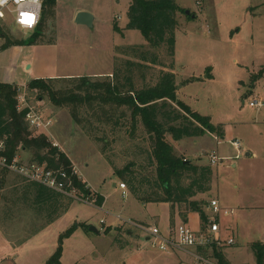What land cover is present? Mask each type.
I'll return each instance as SVG.
<instances>
[{"label": "rangeland", "instance_id": "1", "mask_svg": "<svg viewBox=\"0 0 264 264\" xmlns=\"http://www.w3.org/2000/svg\"><path fill=\"white\" fill-rule=\"evenodd\" d=\"M174 2L178 10L173 58L161 47L157 50L161 66L134 72V84L138 89L150 87L162 72H171L177 99L191 112L209 118L212 126L222 128L224 134L218 138L219 144L213 139L217 135L209 132L178 142L167 134L166 141L173 144L177 156L194 164L210 166L211 154L230 158L210 166L209 191L195 200L208 204L217 199L235 211L237 225L224 229L222 240L226 242L230 237L233 244L216 247L229 264H255L258 249L264 264V109L248 106L254 99L264 100V0ZM129 3L130 0H55L54 6H46L42 34L37 36L36 42L42 46L16 45L0 51V83L25 86L28 105L52 120L43 134L50 137L52 132L63 143L77 176L104 198L102 208L74 200L65 214L42 229L32 228L35 232L31 229V235L26 231L31 223L36 227L42 224L36 216L13 208L8 211V218L4 217L6 212L0 199V240L11 245H0V264H46L58 247L61 264H195L185 252L160 251L152 246L146 233L128 224L157 227L162 236L168 237L182 221L169 204L141 205L131 197L127 186L126 198H122L120 177L103 156L101 143L88 136L92 129L91 133L101 137L100 132L96 133V124L92 128L87 124L84 128L77 126L67 108H54L47 99L39 101L37 94L27 89L28 82L37 76L100 80L108 75L110 79L111 74L105 73L111 67L121 70L127 59L119 54V49H148L138 31L125 29ZM77 8H85L93 15L91 28L75 25L71 20ZM185 11L189 14L185 15ZM114 22L120 33L114 31ZM7 32L12 41L25 43L34 34L14 26ZM121 127L116 126L115 136L108 131L113 127L106 131L108 140L117 141L110 142L116 146L109 152L115 168H121L130 159L137 161L131 154L141 143L136 134L131 152L128 132ZM233 139L241 144L238 152L228 144ZM22 158L21 164H26L31 154L25 152ZM6 174L10 185L17 174ZM205 213L210 217V210ZM207 254L208 260L217 264L210 256L211 249Z\"/></svg>", "mask_w": 264, "mask_h": 264}, {"label": "trees", "instance_id": "2", "mask_svg": "<svg viewBox=\"0 0 264 264\" xmlns=\"http://www.w3.org/2000/svg\"><path fill=\"white\" fill-rule=\"evenodd\" d=\"M54 4L55 0L44 2L39 25L28 43L12 41L8 32H5L3 50L10 46L38 44L37 36L42 34L46 6ZM177 10L174 0H130L125 29L138 31L144 37L148 49L144 46L119 49V54L127 59L121 70L113 67L110 79L109 76L100 80L89 77L35 79L28 82L27 89L35 92L39 101L47 99L54 108H67L77 126L83 125L84 128L89 125L92 128V124H96V133L100 132L101 137L91 133L92 129L88 136L92 141L101 143L103 156L111 163L121 183L127 186L132 198L141 205L169 204L173 210L180 211L181 217L196 213L200 221V233H204L208 221L205 211L209 203L195 198L209 191L212 169L208 165L194 164L177 156L172 145L166 141V136L170 135L173 142L203 136L205 132L222 138V128L212 126L209 118L191 112L177 99L175 78L171 72H162L155 85L139 89L133 77L136 71L161 66L157 55L161 47H165L167 55L173 58ZM113 29L120 33L115 22ZM253 79L256 80V77ZM16 97V86L0 85V159L10 164L19 158L22 151L28 152L31 154L30 163L45 165L51 170H63L70 175L73 170L70 160L53 146L46 135L29 129L25 120L27 111L17 109ZM99 123H102V128ZM116 126H122L121 129L128 132L126 136L130 139V151L135 145L136 134L141 142L131 154L137 161L130 159L121 168H115L109 156L116 146L111 143L117 141L108 140L106 133L109 127H113L108 131L109 135L115 136ZM146 142L148 147L142 145ZM0 173V199L6 212L4 217L8 218V211L14 208L20 213H32L42 223L38 227L31 223L29 230H26L30 235L33 229H42L60 218L74 201L19 175L9 185L6 181L8 170L0 167ZM70 176L81 196L95 199L97 207L103 205L102 196L86 188V183L76 174ZM208 249H211L210 256L217 264H227L214 245ZM208 249L198 248L196 252L209 259ZM260 254L258 249L255 264H262ZM60 258L61 248L58 247L46 264H61Z\"/></svg>", "mask_w": 264, "mask_h": 264}, {"label": "built area", "instance_id": "3", "mask_svg": "<svg viewBox=\"0 0 264 264\" xmlns=\"http://www.w3.org/2000/svg\"><path fill=\"white\" fill-rule=\"evenodd\" d=\"M45 1L46 0H0V51L3 50L6 43L5 32H7V29L9 30L11 26L28 33L36 30L40 22ZM27 18H30V22H25ZM1 84L3 83H0V85ZM10 85L16 86L17 109L20 111H27L25 113V120L29 129L37 134L47 132L46 130L51 125V120L48 117H43L38 111L28 105L25 99V86L16 84ZM248 106L256 110L264 109V100L254 99L248 103ZM218 138L217 136L213 137V139L217 141V144L220 143ZM228 144L237 152L241 147V144L236 139L229 140ZM238 157L237 154L235 159H238ZM229 159L230 158H220V156L215 154L208 156L210 166H215L221 161ZM0 167L12 171L27 181L42 185L65 197L89 205H95V199L81 196L79 191L72 184L70 175H77L74 167L69 175L63 170L47 169L45 165H39L33 162L21 164L18 158L12 160L10 164L0 159ZM86 188L89 187L86 185ZM119 188L123 191L122 198L125 199V185L120 183ZM208 207L211 215L208 217L207 229L204 233H195L186 225L181 224L177 228L171 230L168 237H164L157 227H143L131 222L128 224L146 233L148 239L150 241L152 240V246L158 248L160 251H182L192 257L195 264H212L208 259L197 253L196 250L198 248L208 249L212 245L221 248L233 244L232 239L222 242L219 231V219L225 216H232L233 211L222 208L217 200L210 201Z\"/></svg>", "mask_w": 264, "mask_h": 264}, {"label": "crops", "instance_id": "4", "mask_svg": "<svg viewBox=\"0 0 264 264\" xmlns=\"http://www.w3.org/2000/svg\"><path fill=\"white\" fill-rule=\"evenodd\" d=\"M80 11H84V12H88L85 8H77V9H74V11H73V13H72V15H71V20L73 21L74 20V17H75V15L78 13V12H80ZM119 28V27H118ZM35 46H42L41 44H36ZM111 66H112V63H111ZM112 73V67H111V69H110V71L109 72H107V73H105V74H111ZM106 76H108V75H106ZM58 76H50V77H48V78H57ZM38 78H40V79H43V77H34V79L33 80H35V79H38ZM60 78H63V76H60ZM205 78H207V76L205 77ZM45 79H47L46 77H45ZM176 83V82H175ZM14 84V83H13ZM16 85H18V84H16ZM20 86V85H19ZM178 94V93H177ZM55 117H56V115H55ZM52 121V120H51ZM223 134H224V131H223ZM46 136H48L49 137V135L47 134ZM49 140L51 141V143L54 145V146H56V147H59V149H60V151H62L66 156H67V158L70 160V158H69V156L67 155V153H65V148L63 147V143L62 142H60L59 140H57L55 137H54V134H52V132L50 133V137H49ZM60 143H61V146H60ZM172 146H173V144H171ZM174 148H175V146H174ZM25 152H21L20 154H19V157H20V161H23L24 159L22 158V154H24ZM247 156L249 155L248 153L246 154ZM29 162V161H28ZM70 162L72 163V161L70 160ZM73 164V163H72ZM74 165V164H73ZM75 166V165H74ZM73 166V167H74ZM231 167L232 168H234L235 167V165L234 164H232L231 165ZM75 168V167H74ZM75 170L77 171V169L75 168ZM83 182H85L86 183V185H88V183L85 181V180H82ZM115 186V185H114ZM88 187H89V189L91 190V188H90V186L88 185ZM92 191V190H91ZM213 200H215V199H213ZM217 200V199H216ZM212 201V200H211ZM218 201V203H219V205L222 207V208H224V209H228V210H232L233 211V215L232 216H229V217H227L228 219H226L225 217H221V218H223V219H219V231H220V237H221V239L223 240L224 239V237H225V233H224V229H231L232 227H233V225L234 224H236V222H237V220H234L235 218H234V215H235V211L232 209V208H229V207H226L225 205H223V202L222 201H219V200H217ZM104 204V203H103ZM103 207V205L101 206V207H99V208H102ZM207 210V212H209V209L207 208L206 209ZM175 212L178 214V217L180 218V220L182 221V224H184V225H186L190 230H192L193 232H195V233H200V223H199V218H198V216L196 215V213H188L187 215H186V217H181L180 216V211H178L177 209H175ZM207 215V214H206ZM237 225V224H236ZM232 226V227H231ZM229 239H231L230 237H229ZM0 245L1 246H7L8 248H10L11 247V245L9 244V242H7V241H5V240H0ZM223 259H224V257H223ZM225 260V259H224ZM226 261V260H225ZM226 263L227 264H229L227 261H226Z\"/></svg>", "mask_w": 264, "mask_h": 264}, {"label": "water", "instance_id": "5", "mask_svg": "<svg viewBox=\"0 0 264 264\" xmlns=\"http://www.w3.org/2000/svg\"><path fill=\"white\" fill-rule=\"evenodd\" d=\"M189 12L185 11V15H188ZM191 18H194V16H191ZM94 17L88 12L80 11L78 12L74 17V24L78 26H85L88 28H91L93 26ZM26 69H29V65L26 67ZM90 231L94 233H98L96 229L90 228Z\"/></svg>", "mask_w": 264, "mask_h": 264}, {"label": "snow or ice", "instance_id": "6", "mask_svg": "<svg viewBox=\"0 0 264 264\" xmlns=\"http://www.w3.org/2000/svg\"><path fill=\"white\" fill-rule=\"evenodd\" d=\"M25 22H30V18H27Z\"/></svg>", "mask_w": 264, "mask_h": 264}]
</instances>
